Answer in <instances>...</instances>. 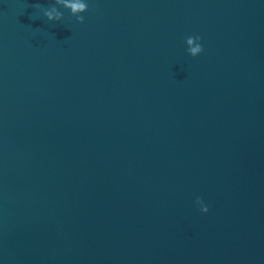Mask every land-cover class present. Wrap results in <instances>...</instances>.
Returning a JSON list of instances; mask_svg holds the SVG:
<instances>
[{
  "label": "water",
  "instance_id": "95a60500",
  "mask_svg": "<svg viewBox=\"0 0 264 264\" xmlns=\"http://www.w3.org/2000/svg\"><path fill=\"white\" fill-rule=\"evenodd\" d=\"M84 2L0 0V264H264V0Z\"/></svg>",
  "mask_w": 264,
  "mask_h": 264
},
{
  "label": "clouds",
  "instance_id": "9594fccd",
  "mask_svg": "<svg viewBox=\"0 0 264 264\" xmlns=\"http://www.w3.org/2000/svg\"><path fill=\"white\" fill-rule=\"evenodd\" d=\"M55 3L56 4H65L66 7H69L71 9V12L73 14H76L79 12H85L88 8V5L86 2H84V0H83V2H81V0H77V2L72 3V4H66L65 0H55ZM33 6L37 9L41 8L39 3L34 4ZM43 15H44V17L47 18L48 21H59V20H61L63 14L61 12H58L56 10V7H51L50 9H43ZM77 19L81 23L84 22L83 16L78 15ZM195 39L200 41L201 37L196 36ZM186 40H187V43L189 45H191L193 43V37L192 36L187 37ZM190 51H191L192 55L195 57L197 55V53H199V54L202 53L203 47L201 44H199L196 47L191 48ZM208 210H209L208 206L203 209V211L205 213L208 212Z\"/></svg>",
  "mask_w": 264,
  "mask_h": 264
}]
</instances>
